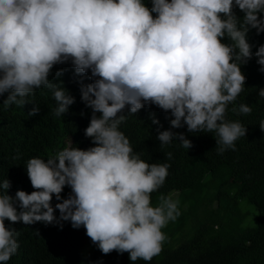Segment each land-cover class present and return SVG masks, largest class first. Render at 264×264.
<instances>
[{
    "label": "clouds",
    "instance_id": "1",
    "mask_svg": "<svg viewBox=\"0 0 264 264\" xmlns=\"http://www.w3.org/2000/svg\"><path fill=\"white\" fill-rule=\"evenodd\" d=\"M151 4L149 9L142 0H0V95L8 93L3 105L23 106L45 87L52 90L54 114H65L74 98L48 77L54 65L70 61L77 75L91 73L93 82L81 84L80 93L93 113L84 135L95 145L81 150L67 139L64 150L46 162L30 159V194L18 190L12 197L10 181L0 185V262L19 247L17 231L6 228L5 220L61 228L68 221L74 229L83 226L103 254L127 252L132 262L160 254L167 239L161 229L180 213L169 198L151 206L150 194L163 185L170 165L148 164L133 153L118 130L126 107L135 114L152 104L171 113L173 129L186 125L188 132H215L220 153L235 151V141L246 135L239 122L225 121V112L243 90L240 64L253 55L246 34L264 32V15L258 18L264 0ZM234 7L243 13L239 27ZM224 37L232 43H221ZM255 57L264 72V45ZM258 95L264 97V89ZM239 111L249 114L251 108L242 104ZM38 113L33 107L29 116ZM157 139L161 145L175 139L192 147L183 133L166 130ZM65 186L71 194L62 200ZM53 196L61 201L55 208Z\"/></svg>",
    "mask_w": 264,
    "mask_h": 264
},
{
    "label": "trees",
    "instance_id": "2",
    "mask_svg": "<svg viewBox=\"0 0 264 264\" xmlns=\"http://www.w3.org/2000/svg\"><path fill=\"white\" fill-rule=\"evenodd\" d=\"M142 3L149 9L152 6L151 0ZM233 12L239 27L243 13L236 7ZM260 15L264 14L258 18ZM246 40L253 55L240 64L246 78L243 90L225 112V121L239 122L246 128V135L235 141V151L220 153L215 132H188L186 125L171 128L174 117L155 105L146 104L135 114H129L127 107L123 112L127 119L118 130L129 140L133 153L148 164L170 165L163 185L150 194L151 206H158L160 197L169 198L178 202L180 213L161 229L167 239L159 255L151 261L135 262L129 260L127 252L105 255L87 237L83 226L74 229L68 221H62L61 228L57 224L24 225L5 220L6 228L17 231L19 247L9 261L0 264H264V129L260 127L264 97L258 95L264 89V72L255 57L256 50L264 45V32L249 29ZM221 43L232 42L224 37ZM57 72L62 75L57 76ZM90 77V72L77 75L70 61L50 70L49 81L74 98L61 116L54 114L57 105L51 89H36L23 106L5 107L8 93L0 95V185L10 181L7 195L34 191L26 171L30 159L46 162L64 150L67 139L81 150L95 146L84 135L93 113L80 93L81 84L93 82ZM242 104L251 108L249 114L239 111ZM33 107H38L39 113L29 116ZM166 130L183 133L192 147L184 148L175 139L161 145L157 136ZM70 194L71 188L65 186L61 199ZM59 202L53 196L51 206L55 208ZM248 205L256 210L255 221L245 209ZM54 215L58 218L59 211Z\"/></svg>",
    "mask_w": 264,
    "mask_h": 264
},
{
    "label": "rangeland",
    "instance_id": "3",
    "mask_svg": "<svg viewBox=\"0 0 264 264\" xmlns=\"http://www.w3.org/2000/svg\"><path fill=\"white\" fill-rule=\"evenodd\" d=\"M245 209L250 214V216H253L254 217V221H255V216H256V210H255V208L253 206H251V205H248V206H245ZM254 224H255V222H254Z\"/></svg>",
    "mask_w": 264,
    "mask_h": 264
}]
</instances>
